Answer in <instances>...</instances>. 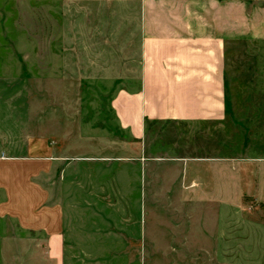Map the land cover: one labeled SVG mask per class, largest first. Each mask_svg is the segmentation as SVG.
I'll list each match as a JSON object with an SVG mask.
<instances>
[{"label":"crops","instance_id":"obj_1","mask_svg":"<svg viewBox=\"0 0 264 264\" xmlns=\"http://www.w3.org/2000/svg\"><path fill=\"white\" fill-rule=\"evenodd\" d=\"M34 5L54 23L40 27L37 47L6 48L7 61L20 52L30 64L37 54L44 102L64 82L102 86L98 95L107 98L92 125L64 121L45 106L39 146L65 152L44 155L38 176L46 180L54 161L69 160L61 192H141L140 242L149 264L264 262V157H224L216 136L227 117L228 48L264 44V0H0V22L16 6ZM112 114L140 146L129 182L128 147L111 137ZM158 126L174 128L173 141L164 142ZM31 180L4 184V192L37 197L22 226L44 235L40 245L60 244L64 206L51 203L49 184Z\"/></svg>","mask_w":264,"mask_h":264},{"label":"rangeland","instance_id":"obj_2","mask_svg":"<svg viewBox=\"0 0 264 264\" xmlns=\"http://www.w3.org/2000/svg\"><path fill=\"white\" fill-rule=\"evenodd\" d=\"M37 7L26 10L16 6L12 13L4 11L0 22V158L9 162H0V264H42L44 256L46 264H54L55 259L59 264H149L145 259L148 246L140 242L141 192H61L63 176L73 169L69 160L64 164L54 161L46 180L38 176L46 169L41 159L44 155L62 156L65 152L59 149L54 153V145L46 149L39 146V115L45 106L48 111L57 108L64 121L75 119L78 124L92 125L99 123L98 114L107 107V98L98 95L102 86L64 82L57 86L56 96L44 102L40 98L44 87L40 91L38 64L34 61L37 59L33 57L37 54L30 53V64L23 63L24 53L20 52L7 61L10 54L6 48L23 50L44 41L39 37L40 27L47 24L48 29L54 16L41 12L40 18ZM53 41L54 37L48 36L47 46ZM226 63L227 117L216 133L222 155L264 157V44L233 45L228 48ZM50 88L54 86H47L48 94L52 93ZM116 89L117 86L111 87V97ZM110 121L111 137L127 143L124 157L129 182L134 178V158L139 155L140 146L130 136L121 134L113 114ZM154 129L164 142L168 137L173 141L168 133H175L174 128ZM72 151L67 152L74 157L82 155L78 150ZM30 176L33 183L49 184L54 190L49 192L51 203L64 206L65 234L60 244L40 245L44 235L22 226L20 217L31 215L27 211L37 197L26 192L25 196L10 198L4 192V184L23 183ZM83 183L86 185L85 180Z\"/></svg>","mask_w":264,"mask_h":264}]
</instances>
